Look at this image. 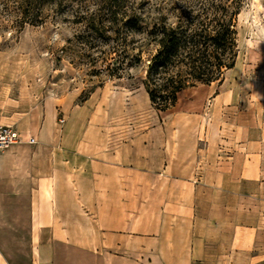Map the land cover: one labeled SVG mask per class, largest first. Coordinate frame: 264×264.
Wrapping results in <instances>:
<instances>
[{"label": "crops", "instance_id": "crops-1", "mask_svg": "<svg viewBox=\"0 0 264 264\" xmlns=\"http://www.w3.org/2000/svg\"><path fill=\"white\" fill-rule=\"evenodd\" d=\"M193 120L61 142L23 127L0 152V264H247L264 241L262 206L247 203L261 154L242 125L209 160ZM252 256L264 264V250Z\"/></svg>", "mask_w": 264, "mask_h": 264}, {"label": "rangeland", "instance_id": "rangeland-1", "mask_svg": "<svg viewBox=\"0 0 264 264\" xmlns=\"http://www.w3.org/2000/svg\"><path fill=\"white\" fill-rule=\"evenodd\" d=\"M125 1L146 16L171 18L183 0ZM238 1L234 65L210 84L181 90L172 107L159 110L150 104L141 82L144 63L128 66L118 76L110 57L103 58V50L118 42L113 34L92 32L76 21L97 9L101 0H0V124L20 133L33 126L41 137L59 142L81 134L94 139L100 126L122 139L185 113L200 124L198 135L210 144L209 160L228 152L224 144L246 125L245 136L255 141L262 161L259 181L247 185L259 200L247 203L264 211V0ZM133 39L145 59L153 44L144 34ZM262 250L264 241H254L241 262L250 264L259 258L252 255ZM222 260L230 258H217L215 264ZM232 260L238 264L239 258Z\"/></svg>", "mask_w": 264, "mask_h": 264}, {"label": "trees", "instance_id": "trees-1", "mask_svg": "<svg viewBox=\"0 0 264 264\" xmlns=\"http://www.w3.org/2000/svg\"><path fill=\"white\" fill-rule=\"evenodd\" d=\"M179 8L171 18L146 16L125 0H101L97 9L76 20L92 32L113 34L118 42L103 50V58L110 57L118 76L126 67L144 63L141 82L159 110L172 107L181 90L220 79L237 56L238 0H183ZM136 34L154 46L145 59L142 46L134 44Z\"/></svg>", "mask_w": 264, "mask_h": 264}, {"label": "built area", "instance_id": "built-area-1", "mask_svg": "<svg viewBox=\"0 0 264 264\" xmlns=\"http://www.w3.org/2000/svg\"><path fill=\"white\" fill-rule=\"evenodd\" d=\"M21 139V134L16 128L8 124H0V152L5 148L17 143ZM29 143H34L35 138L33 136L28 137Z\"/></svg>", "mask_w": 264, "mask_h": 264}]
</instances>
